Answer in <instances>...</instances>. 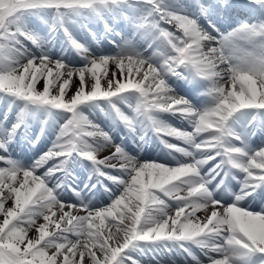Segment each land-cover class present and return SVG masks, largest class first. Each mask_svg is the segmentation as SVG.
<instances>
[{
  "label": "snow or ice",
  "instance_id": "snow-or-ice-1",
  "mask_svg": "<svg viewBox=\"0 0 264 264\" xmlns=\"http://www.w3.org/2000/svg\"><path fill=\"white\" fill-rule=\"evenodd\" d=\"M0 102V264H264V0H0Z\"/></svg>",
  "mask_w": 264,
  "mask_h": 264
},
{
  "label": "bare ground",
  "instance_id": "bare-ground-1",
  "mask_svg": "<svg viewBox=\"0 0 264 264\" xmlns=\"http://www.w3.org/2000/svg\"><path fill=\"white\" fill-rule=\"evenodd\" d=\"M81 34H82V36L86 37L85 33H81ZM53 51L56 52L57 49L53 48ZM97 54H100V53H97ZM103 54H111V53L106 51ZM65 55H67V53H65ZM72 55L76 61L81 62L80 57L77 54L72 53ZM78 64L79 63L75 64L74 66L78 68L79 67ZM112 67H114V66H112ZM75 76H77V78H78V75H75ZM86 90H89L87 86H86ZM98 103L100 105L99 107L83 106V110L85 111L84 114L88 115L90 118L94 119L96 123L100 124L101 127H104L107 130L109 127H111L112 133L114 136L118 137L120 135H125L123 128H120L118 125H116V127H114L112 119L108 115L109 108H108L107 102L101 101ZM5 108H6V105L4 103L0 102V119H2L4 114H5ZM16 112H17V109H15V108L12 111L7 112L8 118L11 119V118L15 117ZM162 118L165 119L167 121V123L170 124L172 127L179 128L182 131H191L192 130L191 127L189 128L185 122L175 120L174 118L169 119L166 114ZM36 119L37 118L30 117V122L28 125L33 124L35 126L38 123H40V122H38L39 119H38V121ZM118 130L120 131V133L118 132ZM146 139L148 140V142H147V144L143 145V149L141 150V149L137 148V151H139L142 159L161 160L158 162H162L163 160H172V157L170 155H168L167 149L164 147L163 144L160 143V141L155 137L154 134L149 133V136L146 137ZM164 139H166V138H164ZM167 140L170 143L177 144L179 147H185L186 146L182 140H179L175 137H168ZM18 142H19V140H18ZM18 142H14L12 154L18 155V157L16 159L22 161L23 163H31V160L34 159L35 156L39 154V151L43 150V149L37 148V146L34 149L31 148V146L30 147H24V143L21 141V143L19 144L20 149L17 151V149H15V146L18 145ZM26 142H28V140ZM128 144L131 145L132 147H136V144H134L131 140L128 141ZM39 146H40V144H38V147ZM133 154H135V153H133ZM174 155L176 156L177 159H184L180 153H174ZM170 166H175V162L173 161ZM209 166H210V164L205 165L204 168L207 169V167H209ZM89 172H90V168L88 170H85L83 167H80L79 171L76 174H77V177L79 179L87 181L88 176H89ZM80 186L82 187L83 185H80ZM68 195H71V193H69ZM71 202H75L74 196L72 197ZM80 214L82 215L85 213L81 212ZM197 215L200 217H203V212H198ZM29 235H31V233H29ZM194 250H198V249H194ZM177 264H180L179 257H177Z\"/></svg>",
  "mask_w": 264,
  "mask_h": 264
},
{
  "label": "rangeland",
  "instance_id": "rangeland-1",
  "mask_svg": "<svg viewBox=\"0 0 264 264\" xmlns=\"http://www.w3.org/2000/svg\"><path fill=\"white\" fill-rule=\"evenodd\" d=\"M82 42V41H81ZM83 43V42H82ZM79 65V67H81V66H83L82 65V61L78 64ZM110 67V70H114V67H112L111 65L109 66ZM89 79H91V77L90 76H88V75H86V81L87 80H89ZM73 81L74 82H76V83H78V78H77V76H75L74 75V77H73ZM102 85H103V81H102ZM38 87H41V85H40V83H38V85H37ZM73 88H74V85H72V84H70V86H69V89H68V91H73ZM181 94L183 95L184 94V92L183 91H181ZM34 106H28V111H27V115H29V116H32V117H34V118H37L36 120L38 121V119H39V121L38 122H40V123H38L37 125H33V124H31V125H28V127H27V130H25V132H22V134L26 137V138H29V137H31V136H35V135H37V134H39L40 133V129H41V124H42V122L44 121V119H45V117H47L48 116V113H45V112H42L41 110H35V111H33L32 110V108H33ZM17 111H18V109H17ZM111 119H112V117L111 116H109ZM14 119H16V115H15V117H13V118H11L10 120H14ZM112 122H113V124H114V127H115V125H118L120 128H123V125H120V124H118L117 122H115L113 119H112ZM28 123H29V121H28ZM32 123V122H31ZM61 123H62V121H61ZM189 128H190V126H188ZM106 129V128H105ZM107 130V129H106ZM24 131V130H23ZM48 131V129L46 128L45 129V132H47ZM120 132V131H119ZM165 137H167V136H165ZM44 138H47V140H46V143H45V145L44 146H48L49 144H50V142H51V139L53 138L52 136H49V135H45L44 137H43V139ZM23 139V138H22ZM44 148V147H43ZM47 150V149H46ZM45 150V151H46ZM103 154H107L106 152L105 153H103ZM15 158H17L18 157V155H15V154H12ZM83 215V214H82ZM196 252H197V254L198 255H200V253H199V251L198 250H195Z\"/></svg>",
  "mask_w": 264,
  "mask_h": 264
}]
</instances>
